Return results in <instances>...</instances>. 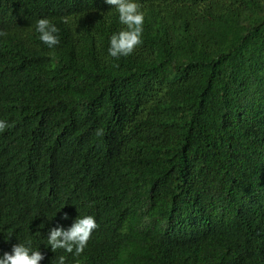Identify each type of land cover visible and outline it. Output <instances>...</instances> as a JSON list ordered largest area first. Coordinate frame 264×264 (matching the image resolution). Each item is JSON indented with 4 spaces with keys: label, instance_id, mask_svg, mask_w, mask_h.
I'll return each instance as SVG.
<instances>
[{
    "label": "trees",
    "instance_id": "16d2710c",
    "mask_svg": "<svg viewBox=\"0 0 264 264\" xmlns=\"http://www.w3.org/2000/svg\"><path fill=\"white\" fill-rule=\"evenodd\" d=\"M135 2L142 43L116 59L105 0H0V255L264 264V0ZM85 215L84 251L53 252Z\"/></svg>",
    "mask_w": 264,
    "mask_h": 264
},
{
    "label": "clouds",
    "instance_id": "9594fccd",
    "mask_svg": "<svg viewBox=\"0 0 264 264\" xmlns=\"http://www.w3.org/2000/svg\"><path fill=\"white\" fill-rule=\"evenodd\" d=\"M105 3L117 10L119 22L125 26L118 33L110 36L108 55L116 59L121 56H128L142 43L144 14L140 11V5L135 0H105ZM64 22H67V20L64 19ZM35 27L40 34L39 39L41 42L49 48L59 43V38L56 35L59 29L49 19H38ZM8 127L10 125L6 121L0 120V132ZM97 134L102 135L103 130H97ZM63 218L66 219L67 214ZM97 227L98 225L92 216L78 217L67 228L56 226L49 229L47 242L53 252L57 249H64L74 256H79L84 251L92 232ZM43 259L44 255L39 250L33 249L29 240L25 243L13 244L11 252H3L0 255V264H40ZM58 264H65L64 256L58 258Z\"/></svg>",
    "mask_w": 264,
    "mask_h": 264
}]
</instances>
